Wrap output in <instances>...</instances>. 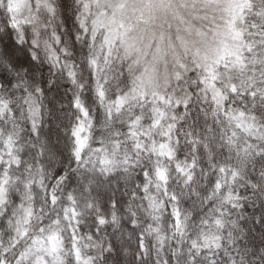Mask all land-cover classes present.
Listing matches in <instances>:
<instances>
[{
	"label": "clouds",
	"instance_id": "clouds-1",
	"mask_svg": "<svg viewBox=\"0 0 264 264\" xmlns=\"http://www.w3.org/2000/svg\"><path fill=\"white\" fill-rule=\"evenodd\" d=\"M0 264H264V0H0Z\"/></svg>",
	"mask_w": 264,
	"mask_h": 264
}]
</instances>
